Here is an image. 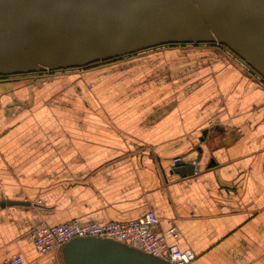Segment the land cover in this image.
Returning a JSON list of instances; mask_svg holds the SVG:
<instances>
[{
  "label": "crops",
  "instance_id": "0c3cea01",
  "mask_svg": "<svg viewBox=\"0 0 264 264\" xmlns=\"http://www.w3.org/2000/svg\"><path fill=\"white\" fill-rule=\"evenodd\" d=\"M0 49V264H62L33 248L39 224L147 212L157 232L173 222L171 243L195 264H264V82L244 60L182 38L19 73L24 62ZM175 159L195 174L172 173Z\"/></svg>",
  "mask_w": 264,
  "mask_h": 264
},
{
  "label": "water",
  "instance_id": "95a60500",
  "mask_svg": "<svg viewBox=\"0 0 264 264\" xmlns=\"http://www.w3.org/2000/svg\"><path fill=\"white\" fill-rule=\"evenodd\" d=\"M178 1L0 0V46L9 48L14 62H24L15 72L28 73L39 67L50 71L85 67L171 39L190 38L226 46L264 81V0H201L202 10L196 9V0L186 6ZM70 24L69 31L60 32ZM176 32L181 33L179 38L166 36ZM194 169L179 160L171 172L185 177ZM14 205L28 204H2ZM60 259L62 264H170L101 238L69 241L60 250Z\"/></svg>",
  "mask_w": 264,
  "mask_h": 264
},
{
  "label": "built area",
  "instance_id": "2783aa9c",
  "mask_svg": "<svg viewBox=\"0 0 264 264\" xmlns=\"http://www.w3.org/2000/svg\"><path fill=\"white\" fill-rule=\"evenodd\" d=\"M253 74L261 79L256 73ZM179 160L175 159L173 163ZM158 225L159 219L152 212H147L126 223L97 224L74 219L52 228L39 224L30 231L29 237L39 256L59 253L73 239L101 238L123 243L153 257L162 258L170 264H195L196 257L193 252L180 250L176 244L171 243L170 240L178 236L173 222L168 221V228L161 233L156 231ZM4 264H23V258L19 255L12 256Z\"/></svg>",
  "mask_w": 264,
  "mask_h": 264
},
{
  "label": "rangeland",
  "instance_id": "374dc122",
  "mask_svg": "<svg viewBox=\"0 0 264 264\" xmlns=\"http://www.w3.org/2000/svg\"><path fill=\"white\" fill-rule=\"evenodd\" d=\"M189 0H180V1H178V2H175V3H177V4H180V5H183V6H186L187 5V2H188ZM197 2H196V4H197V6H195L196 7V9L197 10H202V3L200 4V2H201V0L199 1V0H196ZM155 2L156 3H159V0H155ZM164 9H166V7L164 8ZM172 10H176L175 8H173ZM165 11H167V10H165ZM115 28H116V26L115 25H113ZM112 27V26H111ZM72 28V24H70V25H64V26H62L61 27V33H66L67 31H69L70 29ZM110 28V27H109ZM180 35H181V33H171V34H166V36H173V38H179L180 37ZM117 39V38H116ZM117 40H115L114 41V45H116L117 44ZM92 43V41L91 42H89V44H91ZM113 45V46H114ZM69 54H72V53H69ZM68 59H71V57H68Z\"/></svg>",
  "mask_w": 264,
  "mask_h": 264
}]
</instances>
